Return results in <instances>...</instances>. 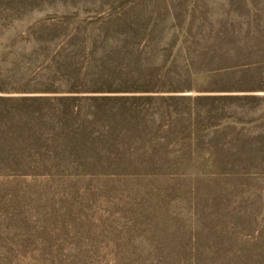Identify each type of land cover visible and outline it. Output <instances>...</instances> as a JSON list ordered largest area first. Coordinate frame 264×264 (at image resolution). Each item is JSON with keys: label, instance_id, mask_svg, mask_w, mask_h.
Segmentation results:
<instances>
[{"label": "rangeland", "instance_id": "obj_1", "mask_svg": "<svg viewBox=\"0 0 264 264\" xmlns=\"http://www.w3.org/2000/svg\"><path fill=\"white\" fill-rule=\"evenodd\" d=\"M0 264H264V0H0Z\"/></svg>", "mask_w": 264, "mask_h": 264}]
</instances>
